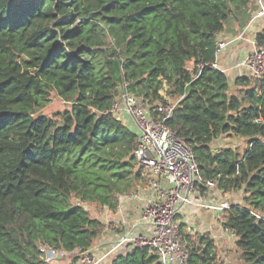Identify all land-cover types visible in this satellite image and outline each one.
Masks as SVG:
<instances>
[{"label": "trees", "instance_id": "16d2710c", "mask_svg": "<svg viewBox=\"0 0 264 264\" xmlns=\"http://www.w3.org/2000/svg\"><path fill=\"white\" fill-rule=\"evenodd\" d=\"M251 1L0 0V264H45L40 245L92 249L105 225L83 204L114 210L143 185L136 133L111 112L122 82L149 112L177 101L167 125L203 179L242 190L223 224L242 264H264V79L231 91L210 66L226 18ZM256 38L264 46V29ZM51 91L69 105L49 117ZM222 135L246 147L214 148ZM180 232L188 264H222L212 239ZM110 264L159 262L133 246Z\"/></svg>", "mask_w": 264, "mask_h": 264}, {"label": "built area", "instance_id": "2783aa9c", "mask_svg": "<svg viewBox=\"0 0 264 264\" xmlns=\"http://www.w3.org/2000/svg\"><path fill=\"white\" fill-rule=\"evenodd\" d=\"M253 1L256 10L252 14V19L264 18V0ZM228 42L216 41L215 57ZM251 43L253 49L243 58L241 65L247 68L251 78L264 79V46H258L257 38H253ZM210 66L219 68L216 59ZM122 84L119 100H114L111 112L120 118L121 112L125 113L132 118L137 127L133 155L152 193L144 202L138 221L150 228L145 233L122 235L100 256L92 249H78L73 256L75 259L71 260L70 264H99L108 256L117 253L120 247L126 251L133 246L149 247L157 255L159 264H188L187 243L181 235L177 217L184 205L200 202L199 198H194L198 186L213 185L215 182L203 179L193 150L167 125L177 101L158 103L154 105L152 112H149L141 99L128 92L124 82ZM163 181L166 182V187L163 186ZM205 206L223 210L229 205L221 202L218 205ZM38 249L45 264H52L57 255L64 252L63 249L48 245H40Z\"/></svg>", "mask_w": 264, "mask_h": 264}, {"label": "crops", "instance_id": "0c3cea01", "mask_svg": "<svg viewBox=\"0 0 264 264\" xmlns=\"http://www.w3.org/2000/svg\"><path fill=\"white\" fill-rule=\"evenodd\" d=\"M255 10L256 5L253 0L246 7L235 10L226 18L223 29L216 34L215 43L218 40L229 41L216 57L214 52V57L219 67L218 70H223L222 72L227 77L230 90L236 87L234 80L237 77H250L248 75L249 71L241 65V61L253 49L252 39L256 38L257 34L264 29L263 17L252 19V14H254ZM120 115L126 114L121 112ZM116 118L120 119L119 116H116ZM142 176L143 185L128 194L119 195L118 205L114 210L104 207L100 216L97 214L105 225V230L96 237L92 247V250L97 255L100 256L109 250L124 234L149 231L150 227L148 225L143 226L138 221L144 202L149 199L150 194L152 195L147 186L146 177ZM162 184L165 187L167 186L165 181ZM194 198H199L200 202L198 204H187L180 208L177 217L179 226L181 225L186 230V234L192 240L202 235L212 239L218 259L222 261V264H230L226 256L230 249L236 248V236L224 226L222 219L223 210L206 207L205 204L218 205L221 202H226L228 205L240 204L243 202L242 190L222 191L213 183V185L198 186L194 193ZM118 250V252H124L122 247ZM62 253L61 255L59 254V258H55L52 264H70L74 254L71 255L72 252L66 251ZM111 258L112 256H108L99 264H110ZM237 264H242L240 259L237 260Z\"/></svg>", "mask_w": 264, "mask_h": 264}, {"label": "rangeland", "instance_id": "374dc122", "mask_svg": "<svg viewBox=\"0 0 264 264\" xmlns=\"http://www.w3.org/2000/svg\"><path fill=\"white\" fill-rule=\"evenodd\" d=\"M109 39H107L108 41ZM107 44L111 45V43ZM104 48V47H103ZM190 65V63H189ZM120 87H123V84L121 83L118 89V95L120 92ZM235 88H233L232 90H234ZM231 90V91H232ZM117 100L118 97H116ZM175 99H170L169 102H174ZM68 103L63 101L60 97H58L56 95V93L54 91L50 92V96H49V101L48 103L40 110L41 113L52 117L53 115H55L58 111L63 110L64 108L68 107ZM116 116V115H115ZM122 120V122L128 126V128H130L133 132L137 133V127L134 123V121L132 120V118L130 116L127 115H123L122 118H120ZM245 139H242L240 136H236V135H222L218 138V140H216L213 144L214 148H230L231 150H233L234 152H242L245 148ZM137 167V166H136ZM85 206L86 209L89 210L90 214L93 216H96L97 214L100 216L101 211L104 209L103 207L99 206L98 204H89V203H85L83 204ZM57 257L59 258L60 255L58 254ZM227 259H229L230 264H237V260L239 259L238 256V252L237 249L232 248L229 250L228 255L226 256ZM237 259V260H236ZM242 262V261H241Z\"/></svg>", "mask_w": 264, "mask_h": 264}, {"label": "water", "instance_id": "95a60500", "mask_svg": "<svg viewBox=\"0 0 264 264\" xmlns=\"http://www.w3.org/2000/svg\"><path fill=\"white\" fill-rule=\"evenodd\" d=\"M97 11H100V9L99 10H97ZM93 13V12H92ZM92 13H89V15L87 16V19L92 15ZM125 90V88H123V91Z\"/></svg>", "mask_w": 264, "mask_h": 264}]
</instances>
